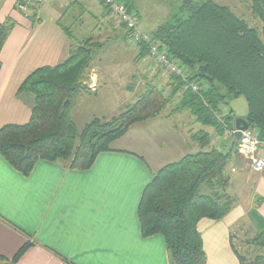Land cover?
<instances>
[{
	"label": "crops",
	"instance_id": "1",
	"mask_svg": "<svg viewBox=\"0 0 264 264\" xmlns=\"http://www.w3.org/2000/svg\"><path fill=\"white\" fill-rule=\"evenodd\" d=\"M15 1L0 3V23L9 18L16 24L0 52V129L25 125L30 120L32 96L17 95L22 82L38 69L62 65L87 39H97L90 47L96 57L82 80L91 96L79 94L80 101L92 95L95 98L102 86L101 76L111 85V93L106 92L108 101L96 106L100 113L93 117L123 111L141 83L158 89L165 85L166 92L171 89L161 82L157 67L138 60V45L129 41L124 28L110 21V14L98 0H72L65 2L67 5L61 0H47L31 16L17 12ZM78 8L98 25H91L93 31H99L76 45L61 22L67 12ZM140 26L144 36L157 29L146 31ZM108 41L111 46L102 62L97 49ZM80 105L73 107L76 113L89 106L79 110ZM185 113L192 126L196 125L189 112ZM167 114L163 111L158 117L130 126L86 170L71 168L63 161L40 160L25 176L0 155V264H169L163 235L144 237L138 219L142 193L153 175L197 152L189 140L191 130L181 126L176 115ZM203 131L214 136L212 129ZM214 141L220 140L215 137ZM237 160L230 173H238L237 181L249 201L235 204L219 221L202 219L197 223L205 264H239L234 242L240 222L253 235L264 231V170L254 174L253 185L244 174L250 171L246 163Z\"/></svg>",
	"mask_w": 264,
	"mask_h": 264
},
{
	"label": "trees",
	"instance_id": "2",
	"mask_svg": "<svg viewBox=\"0 0 264 264\" xmlns=\"http://www.w3.org/2000/svg\"><path fill=\"white\" fill-rule=\"evenodd\" d=\"M120 1L128 12L138 15L135 0ZM251 3L260 33L227 7L210 0L186 1L187 17L160 25L150 37L171 60L188 69L187 81L173 76L166 98L151 87L118 116L104 123L93 120L80 132L71 122L70 111L78 95L75 81L88 67L89 48L77 47L62 65L34 71L17 93L33 98L30 120L0 129V155L25 176L40 160L63 161L71 168L86 170L130 126L161 115L182 90L176 110L188 111L195 124L211 128L218 139L232 127L234 116L229 110V116L219 122L216 114L228 101L243 98L247 105L243 119L264 140V0ZM14 25L11 19L0 24V52ZM89 43L87 39L85 45ZM138 48L140 61L147 55V44L140 42ZM187 82L197 85L198 92L184 90ZM191 140L200 150L155 173L138 206L142 235H163L169 264H205L197 223L202 219L219 221L233 205L225 190L229 182L226 168L237 158L236 150L222 153L209 148L211 136L207 133L193 134ZM251 243L264 251V231ZM236 255L239 264H244ZM252 264H264V254L256 256Z\"/></svg>",
	"mask_w": 264,
	"mask_h": 264
},
{
	"label": "rangeland",
	"instance_id": "3",
	"mask_svg": "<svg viewBox=\"0 0 264 264\" xmlns=\"http://www.w3.org/2000/svg\"><path fill=\"white\" fill-rule=\"evenodd\" d=\"M61 1H62V3L64 2V4L69 3V2H66L64 0H61ZM98 1L100 4H102L100 0H98ZM186 1H190L192 4L193 3L196 4V3H199L201 1H206V0H135V4H134V5H136L135 12H137V14H138L136 17L138 20L141 19V21L139 23L141 26L138 24V28H137L138 31H139V26L141 27L142 30L146 29V31H149V29L151 27H159L160 25L165 24V23L173 20L175 17H178V18L187 17L188 12L186 11V9L183 8V4ZM210 1L216 3L220 6L227 7L233 14H235L240 19L244 20L248 24L249 27L253 28L258 33H260V24L258 22V19L253 15V13L251 11V5H252L251 0H210ZM90 2H93V0ZM140 9H141V13H140ZM30 14H32V13H29L27 15L31 16ZM7 19H9V18H7ZM109 19L112 23H114L116 25V27L118 25V27L121 26L122 28H124L125 32L127 33L125 27L123 25H120L116 21V19H113L112 17H110ZM89 20H90V18H89V16H87V13L82 11L79 8L73 9L64 15L61 23H62V25L67 27L68 30L70 31L69 33L74 39V42H73L74 44L77 45L79 43L78 41L80 39H87V38L95 37V33L97 34V32L99 31V30H97V32H95L96 30L93 31V29L91 28V25L93 24V27H95V28L98 25L95 24L96 22H94V21L90 22ZM80 30L82 31V34L79 33ZM10 33H9V35H10ZM127 35H128V33H127ZM141 36H144V35L141 34ZM146 37L149 40L151 39L150 35H146ZM128 38H129V36H128ZM86 41L87 40H83L78 45L83 46L84 48L85 47L89 48V51L91 52L90 47L92 46L93 42L97 41V39L90 40V43L88 46L85 45ZM129 41L134 43L130 39H129ZM110 42L111 41H108V42L102 44L103 45L102 48L97 49V50L100 49V54L102 55L101 58L108 54V49L111 46ZM134 44H136V43H134ZM136 45H138V44H136ZM75 47H77V46H75ZM89 56H90V59H89V57L87 59L88 67H89L91 61L94 59V57H96V56H93L92 53ZM101 60L103 62L105 60V57H103ZM144 60L146 63L145 66L157 67L155 63L151 62L148 59L147 55H146ZM95 61H97V60H95ZM180 68H182V70H184L185 72H188V74H189V71L187 68L181 67V66H180ZM156 69H158L159 74H161L160 77H162V79H163L161 82L162 83L165 82L168 85H170L172 82L173 76L164 72L161 68L157 67ZM88 71L82 72L80 74L78 80L75 81V84L78 88V95L73 99L74 101H73V106H72L71 111H70V118L74 122V128H75L76 132H80L82 130L83 125L86 122H88L90 119L91 120L89 121V123L92 122L93 120H97L98 122H102V123H104L106 121H110L112 118L118 116L119 114H121L122 112L127 110L128 107L132 106L134 104V102L137 100V98L146 91V89L153 87V86L147 87V86L142 85V83H141V86L135 88V91L133 92L134 95L130 96L131 99H130V102H128L130 104L128 105L127 108H125V106H124L125 109L123 108V111H121L118 114L112 115V116L107 115L103 118L102 117H93V115H98V113H100V110L96 106L101 104L102 102L108 101V99L106 100V92H108V94L111 93V91H110L111 85L109 82H107V79H105L101 76L102 86L99 89L98 94L95 95V98H94V95H92L91 98L87 97V100L83 99L82 101H80L81 97L79 94L91 96V93H89L88 90L86 89V85L83 86L84 81H82L89 74ZM104 83L106 84L105 87L107 89L104 88V85H105ZM164 86L160 87L159 89L157 88V89L162 91L164 94L163 96L166 98L168 96V94L170 93V89L168 92H166V90L163 89ZM182 91H180L179 94H177L175 97H173L167 103V105L165 106L163 111H165L169 115H171V114L174 116L176 115L177 116L176 120L179 121V124L181 126H184V127L186 125L187 129L191 130L189 132V140H191V137L193 134L204 133V131H203L204 129L207 128L210 130L211 128L203 127V126L198 125V124L192 126L193 125L191 123L192 121L189 120L187 113H185L187 111L186 110H181V111L176 110L177 106L179 105L180 94L182 93ZM79 102H81V105H80L81 107L79 110H82L87 105H89L86 108V111L83 110L82 112L79 111L78 113L75 112L73 107H75V105H77ZM224 107L221 106V109H220L221 112L217 113V115L226 118L227 116H229L228 115L229 110L232 111L233 112L232 116H234L233 125H232V127H229L227 129V131L234 130L236 133L234 122L237 119L236 117L246 115L247 105H246L243 98H237V99H232V100L228 101V104ZM241 119H243V118H241ZM210 136H211V142H210L209 148H215L216 150H218L222 153L223 152L227 153L228 151L236 150L237 141L240 139V138L236 139L235 134L232 137L231 135H229L226 132V130L223 132L221 139H219L220 141H216V142L214 141L213 142V139H215V136H213L212 134ZM193 142H194L195 148L198 152L200 150L199 145L195 141H193ZM218 142L220 144H218ZM233 143L235 144L234 147H233ZM237 159H238L237 163L239 161H240L239 163L244 162V161L240 160L238 157H237ZM231 166L233 167V169L236 168V166H233V163L231 165L227 166L226 173L228 174V177H229V182H228L229 185L227 184L225 190H226V193L233 199V205H232V208H233L234 205L238 204V203L246 204L249 201V198H248L249 195L244 194L243 186L239 182L240 180L237 181V178H238L237 174L238 173H234L231 175V173H230ZM244 174H246L245 176H247L246 177L247 180L254 185L255 180H256V177L254 176V174H256V173L249 171V172L244 173ZM237 228H238L237 229L238 234H237V240L234 242L235 246H236L238 253L241 256V259L243 260L244 264H252V260L258 255H263L264 251L259 249L257 246H255L251 243L256 235L251 234L248 227H246L244 224H242L240 222L237 225Z\"/></svg>",
	"mask_w": 264,
	"mask_h": 264
},
{
	"label": "built area",
	"instance_id": "4",
	"mask_svg": "<svg viewBox=\"0 0 264 264\" xmlns=\"http://www.w3.org/2000/svg\"><path fill=\"white\" fill-rule=\"evenodd\" d=\"M47 0H16L15 9L17 12L27 16V14L36 15ZM72 2V0H64ZM108 14L113 19L123 25L128 33L129 39L136 44L145 42L147 44L148 59L155 63L158 68L171 76L181 79L183 82L187 81L188 72L180 68L177 62L171 60L165 51L161 50L159 45L149 40L146 36H141L138 31L139 21L134 13L127 11V8L120 0H100ZM29 12V13H28ZM184 90H191L198 92V86L193 83H185ZM216 119L223 122L222 116L216 114ZM226 132L232 137L235 134L234 130ZM237 157L246 163L248 169L256 174H260L264 170V140L258 138V133L250 128L241 133L240 139L236 145Z\"/></svg>",
	"mask_w": 264,
	"mask_h": 264
},
{
	"label": "water",
	"instance_id": "5",
	"mask_svg": "<svg viewBox=\"0 0 264 264\" xmlns=\"http://www.w3.org/2000/svg\"><path fill=\"white\" fill-rule=\"evenodd\" d=\"M234 125H235V130H236V133H235L236 139L240 138L241 132L246 131L249 128L246 121L241 118H237L234 122Z\"/></svg>",
	"mask_w": 264,
	"mask_h": 264
}]
</instances>
